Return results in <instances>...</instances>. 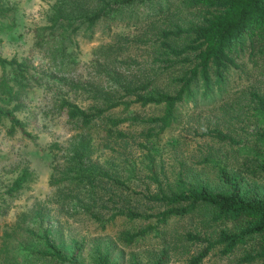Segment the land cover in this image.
I'll return each mask as SVG.
<instances>
[{"label": "rangeland", "instance_id": "rangeland-1", "mask_svg": "<svg viewBox=\"0 0 264 264\" xmlns=\"http://www.w3.org/2000/svg\"><path fill=\"white\" fill-rule=\"evenodd\" d=\"M0 1L15 10L11 19L0 18V57L26 61L34 76L17 113L30 137L11 131L7 120L0 124V264H59L35 254L44 248L39 239L44 231L67 255L73 254L74 242H78L82 264H97V251L111 252V264H151L162 251L169 254L167 264H188L202 245H192L181 235L207 231L203 212L172 220L167 226L159 224L160 233L129 243L128 235L152 227V220L131 219L129 210L145 215L163 210L145 197L158 191V184L151 179L152 166L160 168V182L165 187L175 184L180 172L187 180L218 187V168L205 159L238 167L230 147L199 134L207 128H220L245 135L244 108L250 106L249 92L264 95V64L249 62L245 55L241 69L232 71L221 92L214 90L203 96L198 85L192 99L178 109L179 121L163 132L156 124L145 122L161 116L163 108L139 103L127 110L119 107L109 111L88 132L69 119L67 110L61 108L64 100L89 109L102 102L103 96L120 98L124 85L139 84L150 76L156 77L157 83L141 94L166 87L169 76L165 64H154L152 45L158 28L170 21L163 20L169 12L157 20L152 15L158 12L154 6L159 0L132 5L117 19L93 27L84 25L72 36L73 41L60 45L52 31L45 29L51 25L57 3L66 9L67 16L77 18L96 9L95 0ZM171 12L180 23L191 18L185 12L181 18L175 9ZM81 24L79 20L76 25ZM128 100L134 101L135 96ZM132 117L138 121L115 128L108 122V118ZM250 125L254 129L253 121ZM252 128H247L248 132ZM83 137L91 140V154L83 167L86 171L78 174L80 167L73 155ZM150 159L155 160L153 164ZM93 167L124 185L101 178L90 183ZM25 170L30 173L28 181L14 197L9 196L8 191ZM66 176L83 181L66 179L59 184ZM252 181L264 191L263 177ZM212 228L210 231L219 229ZM241 255L232 259L213 256L204 264H236Z\"/></svg>", "mask_w": 264, "mask_h": 264}, {"label": "trees", "instance_id": "trees-1", "mask_svg": "<svg viewBox=\"0 0 264 264\" xmlns=\"http://www.w3.org/2000/svg\"><path fill=\"white\" fill-rule=\"evenodd\" d=\"M95 1L96 9L89 13L86 10V14L77 18L67 16L66 9L57 3L51 25L45 29L52 31L55 39L58 38L60 45H63L66 41H73L72 36L86 24L93 27L101 21L117 19L127 7L157 0ZM80 6L87 5L83 3ZM155 8L158 12L154 11L152 17L160 20L163 13L169 12L163 20L170 19L158 28L155 43L152 45L154 64H165L164 71L169 76L166 87L162 91L141 94L157 83V78L150 76L139 84L124 85V95L120 98L103 96L102 102L90 106L89 109L64 100L61 108L66 109L69 119L80 123L83 130H91L96 120L105 118L109 111L119 107L127 110L133 103H139L143 107L163 108L161 116L145 121L156 124L160 132H163L179 121L178 109L183 102L192 99L198 85L204 90L203 96L214 90L221 92L232 71L241 69V59L245 55L249 62L264 64V0H159ZM173 9L178 18L184 12L191 18L184 23L177 22L171 12ZM14 13V9L0 1V18L11 19ZM79 20L82 24L76 25ZM0 67V124L7 120L11 124V131L19 130L30 137L26 124L17 116L22 110V97L34 78L30 66L26 61L17 58L0 57ZM241 77L242 75L239 76ZM134 96V101L128 100ZM249 99L250 106L244 108V136H239L237 131L225 132L220 128H207L199 134L200 137L217 140L230 147L236 155L234 162L238 167L232 168L221 165L216 160L205 159L204 162L218 168V187L201 180H187L183 172L178 174L175 184L165 187L160 182V177L163 176L160 168L156 167L154 170L152 166L151 179L158 184V191L155 194L149 192L145 197L150 202L161 205L163 210L150 215L129 210L131 219L152 220L149 223L151 228L128 235L129 243L152 232L160 233L157 227L159 224L167 226L172 220L193 218L203 212L204 218H207V231L203 235L190 231L181 235L192 245H202L197 253L189 257L188 264H204L206 259L213 256L232 259L240 253L242 255L238 257L236 264H264V191L259 184L252 181L264 178V95L253 90L249 92ZM129 121L138 119L108 118L113 128ZM251 121L255 124L254 129L250 125ZM247 128H252V132H248ZM109 133L125 136L114 130ZM90 154L91 140L83 137L73 155V160L80 167L76 170L78 174L86 171L83 167ZM151 161L153 164L155 160ZM69 173L70 171L67 172ZM29 175L28 170L22 172L8 191L9 196L14 197L23 188ZM89 177L88 181L92 184L101 178L124 185L123 181L114 179L110 173L97 172L94 167ZM66 179L83 181V178L66 176L59 184L66 182ZM212 227L219 229L210 231ZM39 239L44 248L35 251L36 255L51 258L59 264H82L79 255L81 245L78 242H74L73 254L67 255L52 241L47 231ZM168 255L166 251H162L151 264H167ZM96 262L111 264V252L97 251Z\"/></svg>", "mask_w": 264, "mask_h": 264}]
</instances>
